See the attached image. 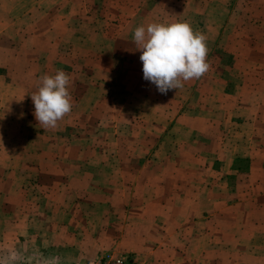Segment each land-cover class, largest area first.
I'll return each instance as SVG.
<instances>
[{
	"label": "crops",
	"instance_id": "obj_1",
	"mask_svg": "<svg viewBox=\"0 0 264 264\" xmlns=\"http://www.w3.org/2000/svg\"><path fill=\"white\" fill-rule=\"evenodd\" d=\"M57 1H47L52 7L43 10L53 12L52 22L45 32L35 34L36 39L46 37L43 43L49 53L59 49L53 25L68 29L70 21L64 14L68 5ZM202 1L206 4L208 0ZM109 2V12L115 8L109 20L119 18L117 7H128L129 18L121 20L129 26L131 35L127 38L133 48L123 49L119 44L107 50L106 45L100 60L109 59L117 66L126 57L131 62L129 69H139L141 64L136 62L141 53L133 41L134 29L163 23L161 7L180 9L182 0H150V5L148 0ZM249 2H253V11H264L260 3ZM35 6L37 1L31 0L27 13L39 8ZM226 18L204 26L222 28L227 25ZM239 23V27L263 26L258 21ZM115 37L109 40L116 42ZM257 39L253 38L251 44L256 45ZM253 51L240 53L247 59L238 70L239 83L232 85L224 81L218 85L217 80L204 77L206 71L195 82L184 81L182 87L162 94L155 85L140 79L142 71L136 72L140 76L138 85L129 92L131 107L141 115L130 117L129 124L141 119L143 142L140 147H129V155L146 158L142 168L148 170L141 180L129 181L132 190L120 203L87 194L71 202L63 190L73 184L62 181L54 182L43 196L31 197L49 206L43 209L48 221L46 232L50 234L47 250L65 252L71 245H83L86 255L93 256L87 262L103 249L105 235L115 238L117 234V239L108 243L124 248L122 254L140 264H264V140L260 135L264 127V75L253 63L255 59H249L258 57ZM108 73L113 75L111 65ZM129 76L133 82L137 75L131 71ZM161 100L170 103L169 108L175 112L172 117L156 113ZM164 123L168 125L165 129ZM166 130L176 132L170 143H165ZM61 152L82 154L80 149ZM22 186L20 181L0 180V247L7 235L29 236L36 227L33 222L41 205L35 203L23 210ZM8 187L13 191H7ZM11 206L12 213L7 211ZM110 252L115 251L106 253Z\"/></svg>",
	"mask_w": 264,
	"mask_h": 264
},
{
	"label": "rangeland",
	"instance_id": "obj_2",
	"mask_svg": "<svg viewBox=\"0 0 264 264\" xmlns=\"http://www.w3.org/2000/svg\"><path fill=\"white\" fill-rule=\"evenodd\" d=\"M36 1L35 7L39 8L27 13L31 0H0V31L4 30L0 34V150L3 151L0 180L22 183L23 210L35 203L41 205L38 219L33 222L34 232L29 236L7 235L5 244L0 247V258L16 251L19 256L14 264H88L90 260H86L93 256L86 255L83 245H71L65 252L48 251L49 242L46 241L50 234L46 232L48 221L43 209L49 206L31 197L48 193L47 188L50 190L49 186L56 181L73 184L63 190L68 199L72 198L71 202L86 194L114 198L113 203L129 197V189L132 190L129 181L141 180L142 173L148 170L142 168L147 164L146 158L129 155V147L135 148L137 144L140 147L143 142L141 119L129 124L130 117L141 115L131 107L130 99L133 98L129 89L138 85L137 77L140 76L136 72L141 73L142 62H136L141 64L139 69H129V58L125 57L122 64L116 66L109 59L100 60L99 57L104 54L100 52L106 45L107 50L119 44L123 49L133 48L127 38L131 35L129 26L125 27L127 23L121 20L129 18L128 7H117L119 18L109 20L115 13V8L109 12V0H58L57 3L62 1L68 5L64 14L70 17L69 27H63V32L61 25H53L59 49L49 53L43 43L46 37L36 39L35 34L45 32L47 24H51L53 12L43 9L52 4L47 3L48 0ZM254 1L264 8V0ZM148 3L150 5V0ZM181 3L180 9L173 5L161 7L162 22H187L194 32L206 37L209 67L204 77L217 80L218 85L222 81L231 85L239 83L237 73L247 59L240 53L253 51V47L258 57L250 55L248 58L255 59L253 63L264 75V11H253V2L249 0H208L206 4L202 0L201 4L199 0H182ZM225 18L227 25L222 28L204 26ZM240 21L242 24L258 21L263 26L239 27ZM114 35L116 42H111L109 38ZM255 37L259 39L256 45L251 44ZM110 65L112 76L108 73ZM57 70L69 75L72 106L55 127L44 128L33 115L30 95L37 90L42 75H54ZM131 71L137 75L133 82L129 76ZM193 94L198 96V92ZM169 105L161 100L156 113L172 117L175 112ZM166 127L164 123L163 128ZM175 133L166 130L165 143L173 141ZM260 135L264 140V127ZM62 149H80L82 154H63ZM75 157L80 160H73ZM13 189L6 188L7 191ZM7 211L12 213L13 206ZM113 239H117V234L115 238L113 235L103 237V243H107L97 257L109 251L124 253V248L108 243Z\"/></svg>",
	"mask_w": 264,
	"mask_h": 264
},
{
	"label": "clouds",
	"instance_id": "obj_3",
	"mask_svg": "<svg viewBox=\"0 0 264 264\" xmlns=\"http://www.w3.org/2000/svg\"><path fill=\"white\" fill-rule=\"evenodd\" d=\"M133 41L141 53L143 79L162 94L182 87V82L199 78L208 70L206 37L194 32L187 22L137 26ZM39 79L37 90L30 95L33 115L44 128L55 127L71 110L70 78L63 70H57L54 75L44 74ZM18 256L11 251L0 258V264H14Z\"/></svg>",
	"mask_w": 264,
	"mask_h": 264
},
{
	"label": "built area",
	"instance_id": "obj_4",
	"mask_svg": "<svg viewBox=\"0 0 264 264\" xmlns=\"http://www.w3.org/2000/svg\"><path fill=\"white\" fill-rule=\"evenodd\" d=\"M88 264H140L133 257L119 253H104L101 256L90 260Z\"/></svg>",
	"mask_w": 264,
	"mask_h": 264
}]
</instances>
